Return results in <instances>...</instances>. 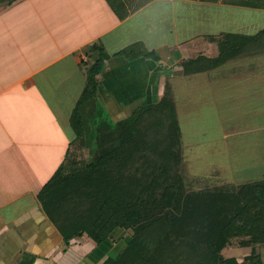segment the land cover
I'll return each mask as SVG.
<instances>
[{"label": "crops", "instance_id": "0c3cea01", "mask_svg": "<svg viewBox=\"0 0 264 264\" xmlns=\"http://www.w3.org/2000/svg\"><path fill=\"white\" fill-rule=\"evenodd\" d=\"M120 1L113 9L108 0H15L0 9V264L25 253L33 264H90L96 245L83 237L66 245L37 193L76 138L72 112L89 113L78 102L99 58L91 100L108 122L159 102L168 84L185 189L264 180V50L253 45L208 67L223 43L264 30V8ZM132 46L157 59L116 54ZM248 250L223 255L238 251L241 263Z\"/></svg>", "mask_w": 264, "mask_h": 264}, {"label": "trees", "instance_id": "16d2710c", "mask_svg": "<svg viewBox=\"0 0 264 264\" xmlns=\"http://www.w3.org/2000/svg\"><path fill=\"white\" fill-rule=\"evenodd\" d=\"M14 1L0 0V9ZM108 1L113 9L122 4ZM148 1L138 0L134 8ZM221 1L264 8V0ZM118 15L123 18L126 12ZM253 45L264 50V30L223 43L208 67L250 52ZM116 54L157 59L153 51L134 46ZM102 68L103 58H99L90 69L78 105L89 95L95 97V75ZM84 120L81 111L72 112L76 137ZM101 121L107 127L116 126L117 143L108 144L112 131L104 132L107 141L100 142L94 160L69 173L63 172L61 164L37 193L42 211L66 245L77 237L99 245L113 231L123 229L131 231L125 246L100 264H242L234 256L223 255L230 246L250 248L243 258L246 264H264V180L186 191L168 84L159 102L140 107L115 123L105 121L103 115ZM34 259V254L25 253L16 264H33Z\"/></svg>", "mask_w": 264, "mask_h": 264}, {"label": "rangeland", "instance_id": "374dc122", "mask_svg": "<svg viewBox=\"0 0 264 264\" xmlns=\"http://www.w3.org/2000/svg\"><path fill=\"white\" fill-rule=\"evenodd\" d=\"M217 2H222V1L218 0ZM177 4L178 3L176 2L175 8H177ZM138 49L141 50L140 47H138ZM127 57L132 58V55L129 54L127 55ZM93 98L94 97L92 95H89V97H87L86 102H83L84 107L88 106V109L86 110H88L89 113H86L82 109H80V111H82L85 120L82 125L80 136L74 138V141L70 143V147L65 156L66 158H64L62 161V166H63L62 169L64 170L63 172L69 173L72 171L79 170L87 162L94 160V157L97 156V154L99 153L100 142H102L104 138L106 139L105 141H107V137H104L103 135L104 132L109 130L112 131L111 136L108 138V144L115 145L119 140V134L116 130V126L112 125L107 127L101 121L102 115H100V118L97 116L98 113L96 111V105L91 100ZM83 104H81L80 107H82ZM104 120L108 122L107 119L104 118ZM185 190L188 191L189 189H185ZM130 234H131L130 230L116 229L112 233V236L114 237L116 236V237L114 239L107 238L99 245H96V247L90 253L85 255V262L94 264L100 261L101 259H104L105 257L116 256L120 252V250H122V248L125 246L126 242L129 239ZM235 252L236 253L230 252V254H236L234 256L238 258L243 257L242 253L239 254L238 251ZM249 252L250 251L248 250L245 256H247ZM225 255H228L227 250L225 252ZM241 263L246 264L245 261H242Z\"/></svg>", "mask_w": 264, "mask_h": 264}]
</instances>
